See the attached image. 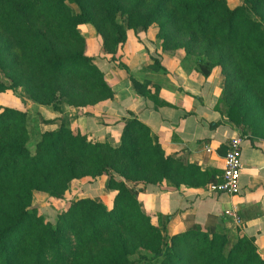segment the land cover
Returning a JSON list of instances; mask_svg holds the SVG:
<instances>
[{
  "label": "trees",
  "instance_id": "obj_1",
  "mask_svg": "<svg viewBox=\"0 0 264 264\" xmlns=\"http://www.w3.org/2000/svg\"><path fill=\"white\" fill-rule=\"evenodd\" d=\"M81 24L95 28L101 53L115 64L128 29L155 25L162 51H182L204 77L219 70L215 107L242 134L264 140V0L234 7L226 0H0V92L21 88L33 107L0 105V264H132L134 254L151 264H264L253 237L230 242L223 217L199 223L187 216L185 230L168 236L138 201L148 185L203 186L218 172L166 152L131 112L117 143L71 124L62 104L87 108L113 97L86 52ZM148 60L149 68L165 69ZM130 80L137 96L164 104L158 84ZM43 106L60 115L43 117ZM57 119L56 128L40 130ZM102 176L116 191L110 207L80 197L52 223L33 205L36 192L62 198L73 180Z\"/></svg>",
  "mask_w": 264,
  "mask_h": 264
},
{
  "label": "crops",
  "instance_id": "obj_2",
  "mask_svg": "<svg viewBox=\"0 0 264 264\" xmlns=\"http://www.w3.org/2000/svg\"><path fill=\"white\" fill-rule=\"evenodd\" d=\"M149 30L156 38V28L155 31L150 28L142 31L145 34L138 33L139 38L143 34L149 38ZM89 36L100 40L95 34ZM88 37H85L87 48ZM140 40L132 29L126 31V41L116 53L119 64L108 61L100 52L96 55L97 65L111 86L113 97L87 108L70 107L68 112L72 125L81 126L92 138L107 137L117 143L124 120L131 112L150 127L166 152L198 165L203 171L218 172V175L222 174L226 142L231 137L242 136V171L237 194L211 193L206 185L181 184L176 187L164 183L160 187L146 186L138 192L137 198L141 208L153 214V222H160L165 227L164 232L168 236L185 230L187 216H192L199 223L205 222L208 215L221 216L230 242H235L242 235L253 237L259 254L264 258V140L242 134L215 107L222 86L218 69L204 77L190 63L183 61L182 51H162L160 45H154L153 41L144 37ZM149 56L158 58L165 69L155 71L149 68ZM130 75L148 86L158 84L157 98L164 104H155L148 98L137 96ZM40 110L48 119L60 115L47 106L40 107ZM58 122V119L54 120L41 130L54 129ZM212 123L216 125L211 127ZM206 147L210 151H206ZM104 180L102 176L95 182L104 188ZM108 192L114 197L113 191ZM234 208L241 219L240 224L224 214L225 210ZM166 215L170 216L168 221L164 218Z\"/></svg>",
  "mask_w": 264,
  "mask_h": 264
},
{
  "label": "rangeland",
  "instance_id": "obj_3",
  "mask_svg": "<svg viewBox=\"0 0 264 264\" xmlns=\"http://www.w3.org/2000/svg\"><path fill=\"white\" fill-rule=\"evenodd\" d=\"M226 1L230 7H234L236 5H239L242 0H226ZM72 7L76 9L75 5H72ZM117 20L121 23H124L125 17L118 15ZM149 28L155 31L154 28H156V26L151 25ZM79 30L84 37H88V35L90 34H95L97 37H99L95 28L90 24H87V25L85 24L82 27L79 26ZM149 32L151 33L149 35V38L144 36L146 32L138 31L134 33H135V36L138 37L139 41H141L140 38L144 37V39L153 41L154 45H159V40L153 36V32H151L150 30ZM138 33H144V34L143 36L141 35L139 38ZM150 36L153 37V39L154 38L155 39L152 40ZM87 39H88V48H89V49L87 48V50H89V52L87 50L86 52L89 53L90 56H93L96 58V55L99 52L101 53V50H100L101 49V45H100L101 39L97 40V38H95L94 36L92 38H90L89 36ZM118 52L119 51H117L116 53L118 54ZM0 105L11 106V107H15L18 109H26L28 111L33 110L32 103L29 101V99L27 98V95L23 92L21 88H15L13 90L8 89V90L0 92ZM62 106H63L62 111L65 114L68 112L69 108L72 107V106H69L68 108V106H65L64 104H62ZM47 108L50 111H53L51 106H48ZM73 108H76V107H73ZM45 125L46 124H39L40 130L44 129L46 127ZM76 127H78L82 133H86L87 135H89V133L85 132L81 126L76 125ZM36 135L33 134L28 143L29 147L31 148L33 147ZM89 137L92 138V135H89ZM103 178L105 179L104 188H102L103 185H101L98 182H95V180L87 181L86 180L87 178H83V180L81 179L73 180L68 190L65 192V195L62 198L56 197L54 194L36 192L33 197V205L38 209L39 213L43 214V216L47 220L51 221L52 223L55 222L57 215L67 208L71 200L77 199L80 197H93V199L95 200L102 199L107 203L106 205L110 207L112 204L111 201L113 197L111 195H108L109 193L108 189L105 187L106 177L103 176ZM110 191H113L112 193L116 192L115 190H110ZM130 259L132 260V264H151L145 260L140 259L138 254L131 255Z\"/></svg>",
  "mask_w": 264,
  "mask_h": 264
},
{
  "label": "built area",
  "instance_id": "obj_4",
  "mask_svg": "<svg viewBox=\"0 0 264 264\" xmlns=\"http://www.w3.org/2000/svg\"><path fill=\"white\" fill-rule=\"evenodd\" d=\"M243 137L240 135L231 137L226 142V150L223 155V169L222 174L216 181L210 182L206 188L211 193H227L234 195L239 192V178L242 171L241 161V144ZM206 151H210L206 147ZM225 216L230 217L236 224L241 223V219L237 214V210L227 209L224 212Z\"/></svg>",
  "mask_w": 264,
  "mask_h": 264
}]
</instances>
